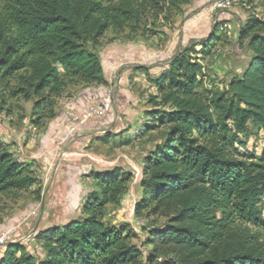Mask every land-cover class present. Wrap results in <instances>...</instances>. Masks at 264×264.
<instances>
[{
	"label": "trees",
	"instance_id": "trees-1",
	"mask_svg": "<svg viewBox=\"0 0 264 264\" xmlns=\"http://www.w3.org/2000/svg\"><path fill=\"white\" fill-rule=\"evenodd\" d=\"M11 1L0 19V88L34 103L36 126L56 118L69 81L108 84L90 46L109 30L137 32L148 6L162 12L158 0ZM218 37L180 52L151 81L152 102L164 109L146 132L168 131L144 159L135 215L148 210L166 219L151 231L152 251L144 258L129 226L106 219V208L121 205L133 179L115 168L90 175L96 191L81 218L38 235L45 246L41 264H264V152L246 148L254 128L264 129V22L253 18L242 27L252 58L223 91L205 86L201 63ZM35 184L0 138V192ZM0 264L37 262L11 243Z\"/></svg>",
	"mask_w": 264,
	"mask_h": 264
},
{
	"label": "rangeland",
	"instance_id": "rangeland-1",
	"mask_svg": "<svg viewBox=\"0 0 264 264\" xmlns=\"http://www.w3.org/2000/svg\"><path fill=\"white\" fill-rule=\"evenodd\" d=\"M158 2L162 12L155 13L148 6L137 32L109 30L97 47L90 46L100 57L104 75L111 83L86 86L69 81L57 105V116L59 111L63 113L62 124L54 118L41 126L34 125V103L0 88L3 147L26 164L36 179V184L26 190L0 192V260L7 245L20 243L41 264L45 260V246L38 235L81 218L89 193L96 191L90 175L115 168L130 173L133 179L121 205L106 208V219L129 226L132 244L144 258L152 251L147 245L153 237L151 231L163 226L166 219L150 216L148 210L135 215L141 197L144 159L168 131L167 126H162L146 132L149 125L156 123L154 113L164 109H156L158 102H152L156 89L151 81L177 54L217 33L216 44L201 63L205 86L223 91L232 78L247 69L252 58L248 40L240 39L242 27L253 18L264 22V0ZM11 4V0H0V19L7 18ZM85 92L94 100L86 111L64 109L62 104L66 103L62 102ZM107 98L111 107L105 115L84 124L76 120L75 117L86 116L91 108L101 106ZM86 131L96 132L77 138ZM252 132L246 148L260 155L264 152V129L254 128Z\"/></svg>",
	"mask_w": 264,
	"mask_h": 264
},
{
	"label": "crops",
	"instance_id": "crops-1",
	"mask_svg": "<svg viewBox=\"0 0 264 264\" xmlns=\"http://www.w3.org/2000/svg\"><path fill=\"white\" fill-rule=\"evenodd\" d=\"M168 67V66H167ZM167 67L165 69H167ZM163 69V71L165 70ZM162 71V72H163ZM105 72V70H104ZM106 80L111 83V80L106 77ZM154 86V85H153ZM86 93V92H85ZM94 102L92 95L89 94H81L79 95L76 99H73L69 102H62V103H66V104H62V106H64V109H68V107L73 108L76 111H86L91 105H93L92 103ZM61 111H59L58 116L55 118V120H58L59 123H63V113H60ZM96 131H86L85 133H82L81 135H78L77 138H80L81 136H87L90 135L92 133H95Z\"/></svg>",
	"mask_w": 264,
	"mask_h": 264
},
{
	"label": "built area",
	"instance_id": "built-area-1",
	"mask_svg": "<svg viewBox=\"0 0 264 264\" xmlns=\"http://www.w3.org/2000/svg\"><path fill=\"white\" fill-rule=\"evenodd\" d=\"M110 107H111V100L109 98H107V99H105L104 103L101 106L91 108L90 112L86 116H84V117H75V118H76V120H79V122L81 124H84L89 119H91V118H93L95 116H103V115H105L109 111ZM75 129L76 128L72 129V132Z\"/></svg>",
	"mask_w": 264,
	"mask_h": 264
}]
</instances>
